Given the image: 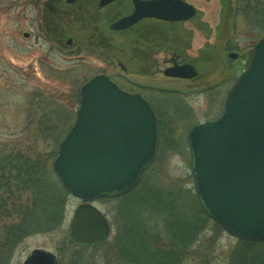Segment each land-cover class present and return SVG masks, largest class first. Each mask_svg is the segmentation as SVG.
<instances>
[{
    "label": "rangeland",
    "instance_id": "1",
    "mask_svg": "<svg viewBox=\"0 0 264 264\" xmlns=\"http://www.w3.org/2000/svg\"><path fill=\"white\" fill-rule=\"evenodd\" d=\"M94 1L98 0H78L72 6L64 0H0V143L31 148L35 159L50 168L60 139L46 126L60 128L66 136L76 119L82 85L105 74L124 90L142 94L164 117L159 158L149 178L155 175L166 188L195 189L189 131L220 116L258 39L240 20L234 30L221 25L219 0H185L198 9L188 22L148 20L128 32L105 36L106 25L130 14L133 3L118 0L100 10L98 5L94 9ZM84 5L90 14L94 10L92 16L81 13ZM230 53L238 58H230ZM178 57L195 65L199 76L193 80L167 76L166 62ZM81 204L71 196L63 227L25 238L7 264H23L34 249L51 251L60 264H67L73 249L69 226ZM118 204L108 199L94 203L109 219L112 232L98 249L89 250L87 264H118L110 246L118 231L114 212ZM200 241L183 264H230L239 245L237 238L214 224Z\"/></svg>",
    "mask_w": 264,
    "mask_h": 264
},
{
    "label": "water",
    "instance_id": "2",
    "mask_svg": "<svg viewBox=\"0 0 264 264\" xmlns=\"http://www.w3.org/2000/svg\"><path fill=\"white\" fill-rule=\"evenodd\" d=\"M114 1L100 0L99 7ZM133 5L111 30L125 31L150 18L184 22L198 12L184 0H133ZM165 73L189 80L199 75L194 65L177 63ZM188 141L195 191L207 216L234 238L264 242V38L228 91L220 116L195 125ZM158 149L159 119L141 94L121 89L105 74L81 87L75 122L53 164L65 189L82 201L69 226L70 242L93 247L109 238L112 225L94 203L132 191ZM23 264L60 263L53 252L34 249Z\"/></svg>",
    "mask_w": 264,
    "mask_h": 264
},
{
    "label": "trees",
    "instance_id": "3",
    "mask_svg": "<svg viewBox=\"0 0 264 264\" xmlns=\"http://www.w3.org/2000/svg\"><path fill=\"white\" fill-rule=\"evenodd\" d=\"M219 1L221 25L234 30L240 20L258 41L264 38V0ZM93 4L96 9L95 1ZM88 10L84 5L81 13L92 16L94 10L91 14ZM104 32L105 36L112 35L107 25ZM154 109L162 134L165 120L155 106ZM45 130L49 134L53 130V136L60 139L59 146L66 132L63 134L60 128L57 130L49 124ZM31 153V148L0 143V264H7L25 238L55 232L64 224L71 195L53 166L49 168ZM57 153L58 148L51 162ZM158 158L132 191L108 199L119 203L114 211L118 231L110 244L118 264H183L210 224L221 227L206 215L195 189L166 188L155 175L149 178ZM70 244L73 249L67 264H87L89 250L101 246ZM230 264H264V242L239 240Z\"/></svg>",
    "mask_w": 264,
    "mask_h": 264
},
{
    "label": "flooded vegetation",
    "instance_id": "4",
    "mask_svg": "<svg viewBox=\"0 0 264 264\" xmlns=\"http://www.w3.org/2000/svg\"><path fill=\"white\" fill-rule=\"evenodd\" d=\"M118 0H116L115 2H113L112 4H109L108 6H106V7H104V8H100L99 7V3H100V0H98L97 2L95 1V4L96 5H98V8L100 9V10H104V9H107V8H109L110 6H112L114 3H116ZM133 1V0H132ZM133 3V2H132ZM133 5V4H132ZM133 9H134V5H133ZM157 21V22H164V21H158V20H155V19H145V20H143V21H141L139 24H141V23H143V22H145V21ZM182 23H184V22H182ZM139 24H137V25H135V26H133L132 28H130V29H128V30H126V31H118V32H115V31H112V30H110V25H107V30L109 31V32H111L112 34H114V33H116V34H120V33H125V32H128V31H130L131 29H133L134 27H136V26H138ZM170 24H175V23H170ZM44 33H46V36L48 37V38H50V36H49V33H48V30H45L44 31ZM25 34H28V37L27 38H30L31 37V35L32 34H30V33H28V32H25L24 33V36H25ZM26 37V36H25ZM71 41H69V43H70ZM154 49H148V51H153ZM166 63H168V66H167V68L165 69V70H163V71H166L168 68H170V67H172L175 63H177L178 65H182V64H185V62H181L180 61V59H179V57L178 58H175V59H172L171 61H167ZM123 66V65H122ZM122 66H120L121 68H123ZM125 68V67H124ZM125 71H127L126 70V68H125ZM158 72H161L162 70H160V69H158L157 70Z\"/></svg>",
    "mask_w": 264,
    "mask_h": 264
}]
</instances>
